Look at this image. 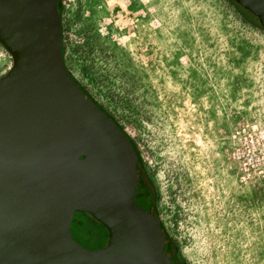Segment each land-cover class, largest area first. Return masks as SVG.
Segmentation results:
<instances>
[{
    "label": "rangeland",
    "instance_id": "rangeland-1",
    "mask_svg": "<svg viewBox=\"0 0 264 264\" xmlns=\"http://www.w3.org/2000/svg\"><path fill=\"white\" fill-rule=\"evenodd\" d=\"M58 12L64 65L135 143L180 264H264V151L244 179L236 159L264 137V32L226 0H59ZM10 65L0 45V76ZM69 229L86 250L106 244L88 213Z\"/></svg>",
    "mask_w": 264,
    "mask_h": 264
},
{
    "label": "water",
    "instance_id": "water-1",
    "mask_svg": "<svg viewBox=\"0 0 264 264\" xmlns=\"http://www.w3.org/2000/svg\"><path fill=\"white\" fill-rule=\"evenodd\" d=\"M235 1L264 28V0ZM0 45V264H178L133 200L140 159L66 70L56 0H0ZM74 212L106 229L103 247L72 240Z\"/></svg>",
    "mask_w": 264,
    "mask_h": 264
},
{
    "label": "trees",
    "instance_id": "trees-1",
    "mask_svg": "<svg viewBox=\"0 0 264 264\" xmlns=\"http://www.w3.org/2000/svg\"><path fill=\"white\" fill-rule=\"evenodd\" d=\"M58 1L59 0H56V11H57V14L59 16V12H58ZM230 5L231 7L234 9V11L239 15L240 19L247 23L248 25L264 32V28L258 23V20L255 16H253L249 11H247L246 9H244V7L241 6L240 3L236 2L235 0H226ZM60 35H61V27H60ZM60 53H61V56L63 54V45H62V36H61V47H60ZM67 72L69 73V75L71 76V78L73 79V81L75 82L76 85H78L82 91H84V88L78 83V81L70 74V72L68 71V69L66 68ZM85 92V91H84ZM86 93V92H85ZM88 95V94H87ZM90 97V96H89ZM90 99L96 104V106L98 108H100L101 110H103L111 119L112 121L116 124V126L121 130L123 131V133L125 134V136L127 137L128 141H129V144L131 145L133 151L135 152V154L138 156V158L140 159L139 157V153H138V150L136 148V145L134 142L131 141L130 137L124 132V130L122 129V127L113 119V117L108 113L106 112L98 103H96L91 97ZM145 185H147L149 188V184L145 178ZM150 191H151V188H150ZM152 198L154 199V194H153V191H152ZM149 207H152L154 208V201L152 202V204L149 206ZM157 216V214H156ZM157 220H158V223H159V226L163 232V235L166 237V239L168 240V242L170 244L173 245V253L174 255L176 256V248L173 244V241L170 239V237L164 232L163 228H162V225L157 217ZM178 260V259H177ZM178 264H180L179 260L177 261Z\"/></svg>",
    "mask_w": 264,
    "mask_h": 264
},
{
    "label": "built area",
    "instance_id": "built-area-1",
    "mask_svg": "<svg viewBox=\"0 0 264 264\" xmlns=\"http://www.w3.org/2000/svg\"><path fill=\"white\" fill-rule=\"evenodd\" d=\"M264 151V137L250 140L243 149L236 154L241 177L247 178L261 162Z\"/></svg>",
    "mask_w": 264,
    "mask_h": 264
},
{
    "label": "flooded vegetation",
    "instance_id": "flooded-vegetation-1",
    "mask_svg": "<svg viewBox=\"0 0 264 264\" xmlns=\"http://www.w3.org/2000/svg\"><path fill=\"white\" fill-rule=\"evenodd\" d=\"M138 169H139V172H140V176H139V179H138V183H139L140 180L145 181L146 177L144 175L142 167L139 166ZM145 187L146 188L144 189V191H141L140 193L135 192V194H134V195H136V198L141 202V205L137 203L135 198H133V200L135 201L137 206L143 208L144 210H147L149 208V206L152 204L153 198H152V190L150 191V188L147 185ZM174 257H175V260L177 262L178 260H177L175 255H174Z\"/></svg>",
    "mask_w": 264,
    "mask_h": 264
}]
</instances>
